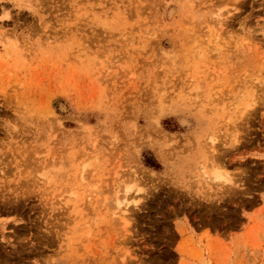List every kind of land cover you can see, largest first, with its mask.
Segmentation results:
<instances>
[{
  "label": "rangeland",
  "instance_id": "rangeland-1",
  "mask_svg": "<svg viewBox=\"0 0 264 264\" xmlns=\"http://www.w3.org/2000/svg\"><path fill=\"white\" fill-rule=\"evenodd\" d=\"M0 264H264V0H0Z\"/></svg>",
  "mask_w": 264,
  "mask_h": 264
},
{
  "label": "bare ground",
  "instance_id": "bare-ground-1",
  "mask_svg": "<svg viewBox=\"0 0 264 264\" xmlns=\"http://www.w3.org/2000/svg\"><path fill=\"white\" fill-rule=\"evenodd\" d=\"M8 16H9V15L7 14V15H6V18H7ZM212 142H213V141H212ZM212 142H211V143H212ZM212 144H213V143H212ZM213 146H214V145H213ZM211 148H212V147H211ZM138 169H139V168H138ZM145 170H146V169H145ZM144 173H145V172H144ZM82 177H83V176H82ZM82 179H83V178H82ZM117 192H118V191H117ZM126 192H127V191H126ZM117 195H118V193H117ZM117 195H116V196H117ZM121 195H122V194H121ZM121 195H119V196L121 197ZM124 195H125V194H124ZM91 196H93V195H91ZM114 197H115V196H114ZM122 197H124V196H122ZM126 197H127V195H126ZM91 199H92V198H91ZM114 199H115V198H114ZM117 199H118V200H117ZM122 199L125 200L124 198H121L120 200H122ZM116 200H117V203L121 202V201L119 200V197H118V198L116 197ZM125 202H126V201H125ZM114 203H115V202H114ZM115 204H116V203H115ZM123 204H124V203H123ZM119 205H120V204H119ZM119 205H117V207H118ZM126 205H127V204H126ZM120 207H121V205H120ZM123 210H124L125 212L127 211V210H125V209H122V211H123ZM119 211H120V210H119ZM119 211H118V212H119ZM125 212H120V214H121V213L124 214V215H123V218H124L125 214H127V212H126V213H125ZM128 213H129V212H128ZM120 214H119V215H120ZM121 216H122V215H121ZM117 217H118V216H117ZM119 217H120V216H119ZM118 219H121V218H118ZM124 219H125V218H124Z\"/></svg>",
  "mask_w": 264,
  "mask_h": 264
}]
</instances>
